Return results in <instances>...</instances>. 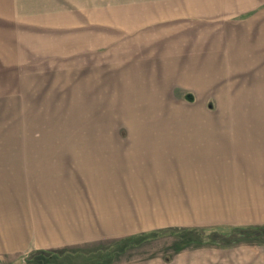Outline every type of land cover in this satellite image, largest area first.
Listing matches in <instances>:
<instances>
[{
  "label": "rangeland",
  "instance_id": "rangeland-1",
  "mask_svg": "<svg viewBox=\"0 0 264 264\" xmlns=\"http://www.w3.org/2000/svg\"><path fill=\"white\" fill-rule=\"evenodd\" d=\"M236 227H264V0H0V264H264Z\"/></svg>",
  "mask_w": 264,
  "mask_h": 264
},
{
  "label": "trees",
  "instance_id": "trees-1",
  "mask_svg": "<svg viewBox=\"0 0 264 264\" xmlns=\"http://www.w3.org/2000/svg\"><path fill=\"white\" fill-rule=\"evenodd\" d=\"M177 230L182 231L183 229H167L161 230V233H170L176 232ZM231 231L233 232L232 236L235 238H241L242 236H246L248 232L252 233H264V227H236L232 228ZM160 233V231H159Z\"/></svg>",
  "mask_w": 264,
  "mask_h": 264
},
{
  "label": "crops",
  "instance_id": "crops-1",
  "mask_svg": "<svg viewBox=\"0 0 264 264\" xmlns=\"http://www.w3.org/2000/svg\"><path fill=\"white\" fill-rule=\"evenodd\" d=\"M19 181H20V179H19ZM21 182V181H20Z\"/></svg>",
  "mask_w": 264,
  "mask_h": 264
}]
</instances>
